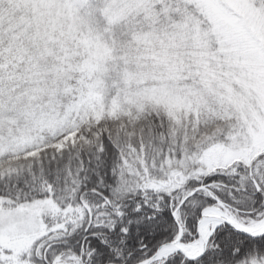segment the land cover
Listing matches in <instances>:
<instances>
[{"label":"snow or ice","instance_id":"obj_1","mask_svg":"<svg viewBox=\"0 0 264 264\" xmlns=\"http://www.w3.org/2000/svg\"><path fill=\"white\" fill-rule=\"evenodd\" d=\"M0 264H264V0H0Z\"/></svg>","mask_w":264,"mask_h":264}]
</instances>
